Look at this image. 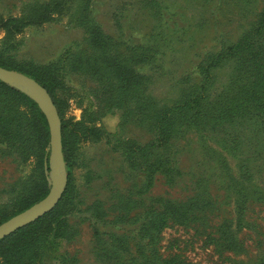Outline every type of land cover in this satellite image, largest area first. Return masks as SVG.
I'll return each instance as SVG.
<instances>
[{
  "label": "rangeland",
  "instance_id": "1",
  "mask_svg": "<svg viewBox=\"0 0 264 264\" xmlns=\"http://www.w3.org/2000/svg\"><path fill=\"white\" fill-rule=\"evenodd\" d=\"M48 5L55 12L40 20ZM263 12L264 0H0V62L30 77L31 67L50 68L60 119L76 128L58 238L68 264H264V115L208 123L181 114L167 138L156 125L201 86L209 102L245 75L264 88ZM26 17L35 22L17 33L7 26ZM246 36L248 51L206 77ZM108 113L119 116L115 133ZM79 125L101 136L86 138ZM1 139L0 221L25 184L42 183L37 158ZM46 152L50 191V142ZM161 211L167 223L157 229Z\"/></svg>",
  "mask_w": 264,
  "mask_h": 264
},
{
  "label": "trees",
  "instance_id": "2",
  "mask_svg": "<svg viewBox=\"0 0 264 264\" xmlns=\"http://www.w3.org/2000/svg\"><path fill=\"white\" fill-rule=\"evenodd\" d=\"M44 7V17L40 20H47L55 11ZM47 16V17H46ZM32 17L9 19L7 26L14 29L13 32L21 31L28 24L34 23ZM264 29V12L261 15L256 36ZM248 36V34H247ZM246 36L235 45L227 47L226 53L218 54L214 60L204 69L206 77L209 76L211 65L219 63L226 56L242 55L248 51L249 38ZM249 46V47H248ZM104 56L107 53L104 52ZM112 59V58H111ZM116 59H113V61ZM115 62V61H114ZM250 57H244L243 67L250 64ZM0 66L11 68L7 64L0 62ZM256 66L254 67V70ZM253 70V72H254ZM41 85L49 90L53 96L54 84L50 68L40 66L31 67L28 70ZM250 75V74H249ZM245 75L239 81H231L228 90L218 98L208 101L205 91L201 86L197 93L191 94L177 104L161 113L156 119L157 127H162L163 138H167L171 130L176 128L175 118L182 114V120L195 119L196 122L224 123L240 116L239 111H248L251 117H261L264 115V88L260 87L257 79H248L250 76ZM256 77V75H253ZM127 78V75H124ZM204 89V88H203ZM23 104L28 107L29 112L23 111L19 106ZM244 109V110H241ZM174 126V128H173ZM81 132L85 137H100L101 132L96 127L79 125ZM72 129H76L74 124L62 119V141L63 152L66 161L69 163V147L72 137ZM0 137L4 143L11 148H15L21 159L27 160L32 156L37 158L38 175L42 181L37 188L25 184L15 199V211L9 216L3 217L0 224L14 215L26 210L36 202L47 196L49 187L45 179V163L49 161V153L46 147L50 142V127L46 115L41 110L38 103L25 92L9 85L0 79ZM69 187L59 203L45 215L36 221L16 230L10 235L0 240V264H55L46 259V252L55 254L52 258L57 264H68L65 254L59 253L58 238L63 235L65 227L63 204ZM167 212L161 211L158 216V224L155 226L161 229L167 223ZM43 225H49L50 231L40 238V232ZM50 258V257H49ZM169 264V263H164Z\"/></svg>",
  "mask_w": 264,
  "mask_h": 264
},
{
  "label": "water",
  "instance_id": "3",
  "mask_svg": "<svg viewBox=\"0 0 264 264\" xmlns=\"http://www.w3.org/2000/svg\"><path fill=\"white\" fill-rule=\"evenodd\" d=\"M0 79L23 89L38 103L46 115L51 134L50 160L53 164V179L47 196L26 210L1 223L0 240H2L16 230L36 221L51 211L63 196L67 184V176L63 154L62 121L50 93L34 78L3 66H0Z\"/></svg>",
  "mask_w": 264,
  "mask_h": 264
},
{
  "label": "clouds",
  "instance_id": "4",
  "mask_svg": "<svg viewBox=\"0 0 264 264\" xmlns=\"http://www.w3.org/2000/svg\"><path fill=\"white\" fill-rule=\"evenodd\" d=\"M106 130L111 133H115L118 130L119 116L108 113L103 118Z\"/></svg>",
  "mask_w": 264,
  "mask_h": 264
}]
</instances>
